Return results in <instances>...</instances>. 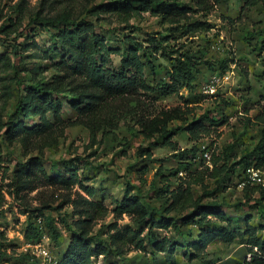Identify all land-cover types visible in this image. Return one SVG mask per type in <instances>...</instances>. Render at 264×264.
Segmentation results:
<instances>
[{
	"label": "trees",
	"instance_id": "trees-1",
	"mask_svg": "<svg viewBox=\"0 0 264 264\" xmlns=\"http://www.w3.org/2000/svg\"><path fill=\"white\" fill-rule=\"evenodd\" d=\"M191 1L197 5V11L208 12L212 9L209 0ZM255 3L256 0H245L246 6ZM194 11L193 6L183 4L182 0H102L93 3L86 14L97 20H102L104 15L115 16L128 28L134 25L130 23L132 18H142L145 12H149L152 16L160 17L164 25H169L172 33L162 37L168 41L177 32L188 34L205 32L211 28L208 22L194 19ZM32 24L46 27L49 31L50 42L44 48L34 39L25 46L18 41L19 37L31 34ZM0 32L5 35L2 42L5 50L0 52V103L15 98L14 107L8 112L7 118L0 110V148L2 145L22 147L21 160H17L11 168H6L5 172L11 171L10 192L22 202L23 213L28 216L24 233L27 241H36L44 236L43 222L49 228L48 234L53 240L61 236L62 229H67L70 241L63 255L57 257V264H95V258H109L111 255L123 261L133 249L146 250L149 242L155 251L166 253L168 261H172L179 249H183L184 256L192 261L202 257L208 246L216 240L227 243L235 241L239 232L228 226L230 218L223 211V201L218 195L230 186L225 183L226 175L234 172L237 166L243 165V172L250 166L264 170V131L250 150L241 156L231 155L232 162L229 163V157L223 153L214 152L210 164H207L203 154L197 159V153L200 152L197 144L180 150L174 136L187 132L197 143L212 133L211 127L219 120L210 114L188 119L191 113L188 106L156 108L160 93L169 95L179 93L181 88H196L197 65L204 54L185 51L174 56L172 68L168 72L170 80L159 78L160 85H152L146 79L147 71L155 79L158 74L151 60L150 46H144L128 35L126 42L130 43L129 46L111 48L106 37L96 30V22L83 18L73 10L64 9L53 15H43L42 11H37L26 24H23L21 14L15 18L9 16L0 26ZM27 51L29 55H26ZM113 53L122 57L119 70L107 66ZM26 57L49 59L54 69L51 77L43 75L49 67L41 63L28 66ZM11 71L13 75L8 83L6 75ZM63 98H67L69 106L77 112V120L65 122L61 115ZM49 113L53 114L59 125H63L62 128L84 125L89 131L91 145L101 142L98 138L100 134L105 136L118 129L124 121L130 131L150 140L148 146H138L140 155L152 158V148L159 145L173 148L174 157L179 159L178 168L166 175L163 174L165 167L161 165L157 178L151 184L156 196H168L165 205L151 208L150 202L146 203L141 196L131 194L133 186L128 182L123 198H112L114 207L110 208L103 200L94 197V187L82 182L79 166L75 164L80 159L78 157L61 158L60 162L65 165L64 172L58 170L54 174L49 173L44 165V149L57 144L63 135V130H54ZM34 117L38 121L28 125L27 120ZM259 119L264 121V115H260ZM174 121L184 123L173 124ZM229 149L233 150L234 144ZM147 168L144 166V170ZM182 169L191 177L190 180H180L177 186L172 187L170 176L176 175L180 179L179 172ZM207 176L214 179L215 187L205 183ZM159 182L162 183L160 186L157 184ZM43 185L56 186L69 192L61 196L58 204L50 200L41 201L37 206L28 203L25 191H33ZM77 185L80 189L75 190ZM195 185H200L202 192H198ZM256 193L259 198L254 203L264 202V188L249 183L244 186V194L249 201ZM206 197L211 200L203 201ZM65 206H71L72 211L63 212ZM156 209L162 212L161 217L154 215ZM54 211L58 213L57 217ZM110 213H113L114 221L107 226L106 232L101 229L95 232L98 222ZM124 215L129 216L130 223L121 225L118 220ZM245 220L247 228L244 233L248 234L246 242L252 248L256 247L257 251L244 264H250L251 260L264 264V237L251 224L250 216H245ZM189 224L198 226V235L193 240L184 239L180 242L168 235L170 228L180 229ZM156 229H162L166 234L160 237ZM102 235H107V238ZM6 240L4 231H0V260L10 259L16 254L19 260L37 263L29 251L18 254L12 247L9 250L5 245ZM109 264L119 263L114 261Z\"/></svg>",
	"mask_w": 264,
	"mask_h": 264
},
{
	"label": "rangeland",
	"instance_id": "rangeland-1",
	"mask_svg": "<svg viewBox=\"0 0 264 264\" xmlns=\"http://www.w3.org/2000/svg\"><path fill=\"white\" fill-rule=\"evenodd\" d=\"M102 0H0V26L9 16L15 18L21 14L23 24L30 21V17L37 11H42L43 15H53L64 9L73 10L83 18L92 19L96 22V30L104 35L111 48H124L127 46L126 37L133 36L142 42L144 46H150L149 52L151 60L154 62L158 77L154 78L147 71L146 79L152 85H160L161 80L169 81L168 72L172 68L173 57L179 56L185 51L194 54H204L201 63L197 65V86L194 90L181 88L179 93L169 95H158L156 108H170L182 106L191 108L188 119L210 114L218 119V123L213 125L212 133L203 137L199 142H195L189 137L187 132H180L174 136V141L178 143L180 150L192 148L194 145L200 148L197 159L205 158V162L210 164V158L215 152L223 153L227 158L234 155L241 156L250 150L262 136L264 131V121L259 119L264 115V0H256L253 5L246 6L245 0H209L212 9L208 12L197 11V5L191 0H182L194 7V19L206 21L211 28L205 32L195 33H174L169 40L162 37L170 36L172 31L169 25H164L160 17L152 16L145 12L143 17H134L130 23L133 27H124L115 16L104 15L102 20L87 15L86 10L93 4ZM21 9V13L19 10ZM31 34L19 37L18 41L24 46L31 44L34 39L44 48L50 41L48 29L42 28L38 24H32ZM22 28H20L21 30ZM55 30V28H51ZM15 36V34L13 35ZM5 35L0 32V52L5 50L2 45ZM156 38V40L154 39ZM153 44V45H152ZM129 46V45H128ZM143 53V50L141 51ZM29 51L26 55H29ZM168 54V55H166ZM122 57L113 53L107 66L119 70ZM26 64L33 66L41 63L49 69L43 74L50 78L54 72L49 59L39 57H26ZM13 72L6 75V82ZM216 79L218 81H216ZM215 83V90L211 85ZM67 98H63V109L61 112L65 122L78 119L77 112L69 106ZM3 102V101H2ZM0 103V110L4 117H8V112L14 107L15 98L9 99L5 103ZM54 122V130L63 135L54 146L44 149L46 159L45 168L49 173L65 170V165L60 162L61 158H80L75 161L79 166V176L82 182L96 189L95 198L103 200L110 208L114 207L112 198L122 199L128 185L133 186L131 194L141 196L146 203L150 202V207L164 206L166 197L156 196L152 182L157 178V171L160 166L165 167L163 174H170L172 170L178 168L179 159L174 157L175 151L169 146H155L152 148L153 156L148 158L140 155L138 146L149 145L150 140L132 132L121 122L118 129L108 132L105 136L98 138L101 142L91 145L88 129L81 124L69 125L62 128L58 120L49 113ZM38 121L37 117L27 120L31 125ZM184 121H174L173 124H183ZM59 125V126H58ZM234 144V149L229 147ZM21 145L16 148L2 145L0 148V231H4L5 245L18 252L28 251L24 236L28 216L23 213L24 205L10 192L12 180L11 171L5 172L6 168L14 166L17 160H21ZM208 152L210 157L205 156ZM233 160L230 159L229 163ZM90 162V163H89ZM61 165V166H60ZM147 166V170H144ZM198 168L199 165H196ZM243 165L237 166L234 172L226 175L225 183L230 186L218 197L223 201V211L230 218L228 226L238 230V237L233 243L216 240L211 243L202 257L188 260L184 256V250L179 249L172 261H168L167 254L157 252L153 249L152 243H147L146 250L133 249L125 255V260L121 261L115 255L109 258L102 256L95 258V264H109L118 262L119 264H244L249 261L253 252L257 248H252L246 242L248 234H245V216L251 217V224L259 230V234L264 237V202L254 203L259 195L256 193L248 200L244 194V186H240V181L246 174L243 172ZM178 176L171 175L172 187L177 186L180 180H190V176L185 170H180ZM205 183L210 187H215L216 182L211 177H206ZM159 186L161 182L157 183ZM255 185V184H252ZM80 189L77 185L75 190ZM198 192H202L200 185H195ZM68 190L59 189L52 185H43L33 191H25L27 202L37 206L41 201H55L60 203L61 196L68 193ZM211 200L206 197L203 201ZM239 203L242 205H239ZM255 204L254 207L251 205ZM71 206H65L63 212H71ZM155 216L161 217L162 212L156 209ZM54 216L58 213L54 211ZM114 221L113 213L102 219L95 226L94 231L100 229L106 232L107 226ZM121 225L130 223L128 215L118 220ZM44 234L49 237V245L54 256L60 257L65 252L70 241V232L62 229V234L57 240H53L48 234V227L43 222ZM60 226V225H59ZM61 227V226H60ZM62 228V227H61ZM177 228H170L168 235L180 242L184 239L193 240L198 235V226L189 224ZM156 234L160 237L166 234L162 229H156ZM107 238V235H102ZM15 256L0 260V264H30L19 260ZM250 264H257L250 261Z\"/></svg>",
	"mask_w": 264,
	"mask_h": 264
},
{
	"label": "built area",
	"instance_id": "built-area-1",
	"mask_svg": "<svg viewBox=\"0 0 264 264\" xmlns=\"http://www.w3.org/2000/svg\"><path fill=\"white\" fill-rule=\"evenodd\" d=\"M216 81L218 80L216 79ZM215 87V83H213L211 89L214 91ZM205 156L210 157L208 152H205ZM245 173L244 179L240 181V186L243 187L249 183L264 188V170L250 166L246 169ZM49 240V237L44 234L39 240L26 242L28 251L31 253L33 259L37 260L36 264H57V256L52 254Z\"/></svg>",
	"mask_w": 264,
	"mask_h": 264
}]
</instances>
